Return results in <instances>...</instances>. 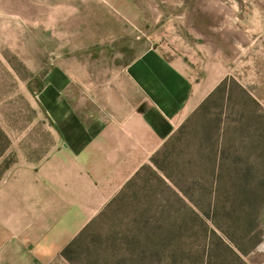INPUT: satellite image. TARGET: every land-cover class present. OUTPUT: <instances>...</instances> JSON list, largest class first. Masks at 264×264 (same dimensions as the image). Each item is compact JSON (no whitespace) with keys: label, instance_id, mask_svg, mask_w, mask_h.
I'll return each mask as SVG.
<instances>
[{"label":"rangeland","instance_id":"1","mask_svg":"<svg viewBox=\"0 0 264 264\" xmlns=\"http://www.w3.org/2000/svg\"><path fill=\"white\" fill-rule=\"evenodd\" d=\"M17 2L33 0H0V175L19 145L37 153L53 138L46 99L92 103L123 71L118 49L82 47L83 32L60 29L67 16L30 15ZM204 34L227 57L226 77L158 164L149 160L47 264H264V21L255 32Z\"/></svg>","mask_w":264,"mask_h":264},{"label":"crops","instance_id":"2","mask_svg":"<svg viewBox=\"0 0 264 264\" xmlns=\"http://www.w3.org/2000/svg\"><path fill=\"white\" fill-rule=\"evenodd\" d=\"M39 1L17 7L67 16L60 29L83 32L82 47L118 49L123 71L92 103L46 99L54 136L37 153L20 138L0 175V264H47L61 252L228 74L204 33L264 21L260 0ZM235 41L243 47L241 33Z\"/></svg>","mask_w":264,"mask_h":264},{"label":"trees","instance_id":"3","mask_svg":"<svg viewBox=\"0 0 264 264\" xmlns=\"http://www.w3.org/2000/svg\"><path fill=\"white\" fill-rule=\"evenodd\" d=\"M208 98H209V97H208ZM208 98H207V99H208ZM207 99L199 105V107L194 111L193 115H196V114L200 113V112L203 110V108H204V106H205V103H206ZM184 126H185V122H184V123H183V124H182V125H181V126H180V127H179V128H178V129H177V130H176V131H175V132L169 137V138H168V140L171 139L172 137H174V136L176 135V132L179 133V132L182 130V128H183ZM168 140H167V141H168ZM162 148H163V146H162V147H161V148H160V149H159V150H158V151H157V152L151 157L150 161H151L152 163H154V164H158V163H157V156H158L159 152L162 150ZM143 167H145V165L142 166L141 169H142ZM141 169H139V170L137 171V173L131 178V180H130L129 182H127V184L123 187V189H124L128 184L131 183L132 179H133L135 176H137V175L139 174V171H140ZM123 189H122V190H123ZM122 190H121V191H122ZM121 191H120V192H121ZM120 192H119V193H120ZM119 193H118V194H119ZM118 194H117V195H118ZM117 195H116V196H117ZM116 196H115V197H116ZM115 197L113 198V200L115 199ZM113 200H112V201H113ZM112 201H111V202H112ZM111 202H110V203H111ZM110 203H109V204H110ZM109 204H108V205H109ZM108 205H107V206H108ZM74 239H75V238H74ZM74 239H73V240H74ZM73 240L70 241V242L67 244V246L61 250V252H60V255H61V256H63V257H66V256H67V252H68V250L70 249V247H71V245H72V243H73Z\"/></svg>","mask_w":264,"mask_h":264}]
</instances>
